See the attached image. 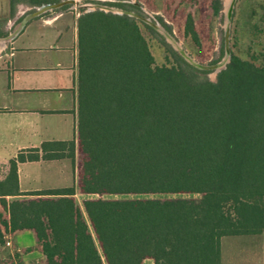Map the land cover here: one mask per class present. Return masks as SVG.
<instances>
[{"label": "trees", "instance_id": "trees-1", "mask_svg": "<svg viewBox=\"0 0 264 264\" xmlns=\"http://www.w3.org/2000/svg\"><path fill=\"white\" fill-rule=\"evenodd\" d=\"M220 9L212 0V15ZM78 12L76 141H45L0 164V249L29 230L44 264H220L222 237L264 232V66L231 52L210 81L166 44L174 63L156 66L139 24L150 26ZM196 33L188 15L184 35L197 42ZM76 154L78 193L99 197L82 209L74 185L18 190V164L74 167ZM181 194L200 197L101 198ZM25 196L37 198L8 199Z\"/></svg>", "mask_w": 264, "mask_h": 264}, {"label": "crops", "instance_id": "crops-1", "mask_svg": "<svg viewBox=\"0 0 264 264\" xmlns=\"http://www.w3.org/2000/svg\"><path fill=\"white\" fill-rule=\"evenodd\" d=\"M12 1L17 0H0V154L6 149L17 154L45 141H76L79 13L73 8H58L14 28L20 12L17 7L10 9ZM66 14L72 15L68 41L64 36L65 25L63 28L56 25ZM62 161L70 162L62 159L18 164V190L23 193L53 189L21 188V165ZM76 166L75 158L73 169ZM7 237L12 239V248L21 252L19 258L23 264H44L43 256L35 249L32 231ZM147 261L152 262L148 259L143 264H149ZM220 264H264V232L222 237Z\"/></svg>", "mask_w": 264, "mask_h": 264}, {"label": "rangeland", "instance_id": "rangeland-1", "mask_svg": "<svg viewBox=\"0 0 264 264\" xmlns=\"http://www.w3.org/2000/svg\"><path fill=\"white\" fill-rule=\"evenodd\" d=\"M107 0H78L79 5L85 4H101ZM125 6L122 10L134 12L144 18L158 23L181 47V49L194 61L199 64L210 65L219 62L224 56V36H225V17L223 13V1L219 0L221 9L218 15L213 16L210 10L212 0H123ZM54 4V3H52ZM46 5V4H43ZM135 6V7H131ZM36 6L32 0L12 1L10 9H17L20 16L14 24V28L19 27L21 22L30 14L35 12ZM108 6V5H106ZM114 7V6H111ZM73 8L75 11L83 10L74 8L70 5L65 10ZM118 8V7H117ZM57 11V10H56ZM50 12H47L49 14ZM79 13V12H78ZM191 15L197 34V42L190 37L184 35V23L186 17ZM72 15L66 14L57 26L63 28L67 33L64 36L67 41L71 35ZM63 24V25H62ZM141 32L146 39L150 52L154 58L156 66L172 65L174 57L168 48L176 52L170 44H168L163 36L156 30L152 33L142 24H139ZM30 28V27H29ZM69 42H67L68 44ZM168 46V48L165 46ZM228 45L230 53L244 60L253 61L256 65L264 66V0H235L232 14L229 22ZM69 47V46H68ZM180 56V55H179ZM181 57V56H180ZM183 59V58H182ZM184 60V59H183ZM200 78H207L214 81V73L205 71L198 74ZM12 149H6L0 154V162L11 159ZM17 153V152H16ZM80 156L76 154V165L79 163ZM77 168L73 169L69 161L52 162V163H27L20 166L21 188L23 189H43V188H64L72 185L76 188ZM199 195H150V196H118L103 195V199H199ZM37 197H18L17 199L9 198V200H29ZM75 203L82 209V201L85 199L99 198L96 195H81L76 188L74 195ZM1 213V209H0ZM9 240L10 245L0 249V261L8 260L17 264L21 262L20 253L12 248L11 237L5 238ZM11 250V251H10ZM152 264L151 261H147ZM148 264V263H146Z\"/></svg>", "mask_w": 264, "mask_h": 264}, {"label": "water", "instance_id": "water-1", "mask_svg": "<svg viewBox=\"0 0 264 264\" xmlns=\"http://www.w3.org/2000/svg\"><path fill=\"white\" fill-rule=\"evenodd\" d=\"M235 0H224L223 1V13L225 17V36H224V56L223 58L215 63V64H210V65H204V64H199L196 61H194L192 58H190L180 47V45L156 22L151 21L149 18H144L134 12L131 11H126L122 10L117 7H111V6H106V5H101V4H85V5H79L78 0H60L58 3L54 4H46L38 7L35 12L32 14L28 15L20 24L19 28H21L28 20L35 18L37 16H40L41 14L51 11L54 9L61 8L65 5H70L74 8H81L83 9L84 12H92L95 10L103 11L106 13H112V14H117V15H127L131 18H135L154 30H156L159 34L163 36L165 41L171 45V47L178 52V54L184 59L186 63H188L190 66L198 69V70H204V71H212L214 73V77L225 69L227 63L230 60V49L228 45V30H229V22L232 14V9L234 6Z\"/></svg>", "mask_w": 264, "mask_h": 264}, {"label": "built area", "instance_id": "built-area-1", "mask_svg": "<svg viewBox=\"0 0 264 264\" xmlns=\"http://www.w3.org/2000/svg\"><path fill=\"white\" fill-rule=\"evenodd\" d=\"M5 245H7V246H9L10 245V242H9V240H7V241H5ZM13 264H17L16 262H15V260H13V262H12Z\"/></svg>", "mask_w": 264, "mask_h": 264}]
</instances>
